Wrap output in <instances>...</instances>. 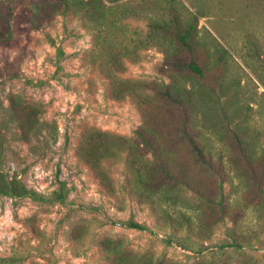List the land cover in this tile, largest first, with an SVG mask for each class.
Masks as SVG:
<instances>
[{"label": "rangeland", "instance_id": "374dc122", "mask_svg": "<svg viewBox=\"0 0 264 264\" xmlns=\"http://www.w3.org/2000/svg\"><path fill=\"white\" fill-rule=\"evenodd\" d=\"M69 1L0 0V175L66 193L44 202L0 192V264H264V0ZM175 14L197 15L204 76L163 71L156 39L177 51ZM152 20L170 31H152ZM169 83L193 93L212 164L189 166L200 189L148 197L127 151L100 160L92 147L107 143L103 133L136 144L145 114L163 108L153 85ZM178 158L194 156L183 148Z\"/></svg>", "mask_w": 264, "mask_h": 264}, {"label": "trees", "instance_id": "16d2710c", "mask_svg": "<svg viewBox=\"0 0 264 264\" xmlns=\"http://www.w3.org/2000/svg\"><path fill=\"white\" fill-rule=\"evenodd\" d=\"M62 2L66 7L70 6L69 0H62ZM174 17L180 26L179 30L176 28V31L170 32V36L175 39L177 51L166 48L167 43L163 39H156L165 51L162 62L163 71L169 73L175 81L180 75L204 76L209 68L198 61L199 40L194 23L197 20V15H193V21L190 23H183L182 18L177 14ZM149 25L153 28L152 31L157 29L166 33L170 31L168 29L169 22L152 20ZM2 34L3 32L0 30V38ZM52 42L56 45L54 41ZM65 55V50L61 46H57L56 65L58 69L62 68L61 62ZM152 89L160 97L163 108L159 109L158 115L145 114L143 124L136 132V144H130L127 138L110 141L108 137L113 135L103 133L101 134L103 142L107 143H99L92 148L101 152L100 160L121 159L122 152L127 151L129 169L137 177H135L134 187L140 192H145L148 197L175 188L179 183L200 189L189 175V166L207 168V165L212 164V160L207 156L205 147L199 141L202 129L199 130V134L196 131L201 126L195 113L196 104L192 98L193 93L189 89H184V93L174 83H169L166 86L155 84ZM234 135L238 143L242 144V137L237 132ZM183 148L194 156L192 161L187 162L189 165L183 162V159L178 158ZM246 152L250 154L248 151ZM87 160L89 161V159ZM0 176L2 177H0L1 193L16 198L30 196L44 202L66 201V193L63 188L54 191L52 197H46L36 190L28 189L24 184L21 186L15 184L13 180H8L4 175ZM122 223L131 228H147L146 225L133 220H126ZM149 261L146 260L143 264H152ZM162 263L169 264L162 261L155 264ZM115 264H125L124 257H117Z\"/></svg>", "mask_w": 264, "mask_h": 264}]
</instances>
